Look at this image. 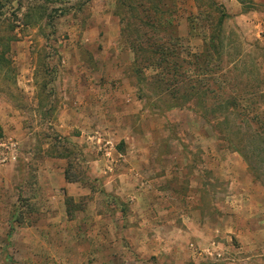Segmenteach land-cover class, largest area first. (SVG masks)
Here are the masks:
<instances>
[{"label": "rangeland", "instance_id": "1", "mask_svg": "<svg viewBox=\"0 0 264 264\" xmlns=\"http://www.w3.org/2000/svg\"><path fill=\"white\" fill-rule=\"evenodd\" d=\"M261 127L264 0H0V264H264Z\"/></svg>", "mask_w": 264, "mask_h": 264}, {"label": "trees", "instance_id": "2", "mask_svg": "<svg viewBox=\"0 0 264 264\" xmlns=\"http://www.w3.org/2000/svg\"><path fill=\"white\" fill-rule=\"evenodd\" d=\"M142 8H144V5H142ZM154 14H156V13L154 12ZM161 15L162 14H159L158 17L162 18ZM162 22H163V19H161L158 22L159 26L157 25V29H156L158 33H162V32L166 31V30H163V28L161 26V25H163ZM145 45H147V49L140 50L141 53L147 54V56L145 57L146 62L143 61V64H146L149 66L155 65V66H158L159 68H161V70H167V71H165V73L163 72L164 75L162 76L163 78L166 77L167 81H169V80L173 81V80H176V78L178 79L179 74H180L179 73L180 69H179V66L177 64V62L179 63V60H177L178 56L176 53L177 46L173 42L167 43L166 41H164L162 43H155V42L150 43L148 40H147ZM158 78H160V76ZM202 94L203 93H199V95H194V97L198 98V96H200ZM227 102L228 103H226V106H228V108H229L228 110H226L227 115H225V113L220 114V109H219L218 110V116H219L220 122L217 125L212 126L214 128L213 130L215 131V133L217 134L219 139H222L223 141L226 140V137L224 135H222V133H219V132H222L221 131L222 125L227 124V122H226L227 116L238 114V112H237L238 108L236 107L235 100L233 99V100L227 101ZM215 114H216V111H215ZM221 121H223V122H221ZM262 131H264V127L262 128ZM263 135H264V133H263ZM259 140L262 141L263 138H260ZM241 154L244 157L248 158V155L245 156L244 153H241ZM261 160H262L261 162L264 163V159H261Z\"/></svg>", "mask_w": 264, "mask_h": 264}, {"label": "built area", "instance_id": "3", "mask_svg": "<svg viewBox=\"0 0 264 264\" xmlns=\"http://www.w3.org/2000/svg\"><path fill=\"white\" fill-rule=\"evenodd\" d=\"M18 154L17 144L0 138V165L5 166L16 161Z\"/></svg>", "mask_w": 264, "mask_h": 264}, {"label": "crops", "instance_id": "4", "mask_svg": "<svg viewBox=\"0 0 264 264\" xmlns=\"http://www.w3.org/2000/svg\"><path fill=\"white\" fill-rule=\"evenodd\" d=\"M106 252H105V261L106 262L110 263V261H114L115 260L117 262V264L120 263V258H119V256L116 253H114L113 249L111 251H106ZM132 260L134 261V259H132Z\"/></svg>", "mask_w": 264, "mask_h": 264}]
</instances>
